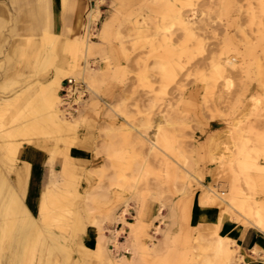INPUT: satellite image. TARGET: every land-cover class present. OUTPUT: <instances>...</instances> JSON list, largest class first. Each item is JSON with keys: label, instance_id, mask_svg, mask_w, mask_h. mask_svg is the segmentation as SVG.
Segmentation results:
<instances>
[{"label": "rangeland", "instance_id": "obj_1", "mask_svg": "<svg viewBox=\"0 0 264 264\" xmlns=\"http://www.w3.org/2000/svg\"><path fill=\"white\" fill-rule=\"evenodd\" d=\"M95 1L87 0L84 12L95 6ZM51 5L56 13V3L52 1ZM101 10V17L93 24L97 35L93 38L96 42L90 50L91 55H87L88 61L85 62L82 54L78 68L80 70L85 62L87 68L91 65L101 70L97 83L92 82L87 73L73 74L92 89L77 126L69 130L55 129L56 132L47 122H42L35 130L31 127L21 130L36 112L35 103L38 101L35 97L42 86L37 81L42 84L48 81L55 69L62 65L65 51L57 46L52 60L42 50L38 54L41 61L37 62L34 48L29 49L30 52L17 49L15 45L20 40L18 34L37 39L41 32L29 28V33L16 30L10 33L8 25L18 22L16 16L6 21V27H0V134L14 132L11 139L22 142L18 160L7 159L9 167L1 161V167L5 171L11 168L9 176L11 185L15 186V171L20 168V158L25 155L29 174L26 175L23 199L34 216H39V197L50 168L47 161L53 153L51 148L56 146L55 141L65 134L66 141L58 146L62 156L61 146L69 149L70 154L73 147H82L88 153L87 159H78L71 154L75 164L71 183L65 185L61 176L59 179L61 186L67 189L66 199L72 205L67 207L70 203L65 199L56 209L51 207L55 211L62 206L63 213H67L61 218L60 225H41L39 222L41 233L32 232L34 238L31 234L28 236L25 246L31 256L26 252L24 258L40 261V264H100L96 238L99 230L94 219L101 221L106 217L101 224L107 230L106 235L112 237L111 230L121 227L116 213L119 214L130 199L128 202L132 208L128 220L142 213L143 219L150 222L148 232L151 234L163 221L158 234L161 241L155 238L158 243L155 247L136 250L133 264H198L201 258L193 259L194 253H209L202 246L206 241L198 238V230L209 233L216 224L215 217L204 220L199 217L200 212L208 210L199 203L201 189L215 185L221 192L230 186L225 177L229 168L223 164L225 159L221 154L235 149L233 141L238 137L244 141L246 154L264 162V0H103ZM27 12L24 10L23 13ZM181 15L188 19L187 27L179 23ZM184 30L192 36L187 34L186 37ZM229 59L234 64L227 63ZM217 62L225 69L217 68ZM35 68H38L37 73ZM182 84L183 87H179ZM90 106L92 109L88 111ZM170 119H173L172 123ZM118 124L120 127L115 128ZM237 124L241 126V133H238ZM140 129L147 134L141 135ZM229 131L233 134L230 135ZM164 134L167 146L160 144L161 150L156 151L161 153L157 154L150 149L148 137L163 139ZM30 139L34 141L29 142ZM143 140L148 149L143 147ZM109 141L111 144L107 143ZM145 151L146 155H142ZM179 164L190 172L193 169L200 175L201 182L183 178L184 169ZM53 166L59 169V162L55 161ZM138 167L140 171L134 169ZM188 183L193 191H181ZM87 194L93 198L90 215L85 212ZM102 196L111 200L106 201ZM160 202L166 205L165 218L156 220ZM126 228L127 233L120 237L122 242L130 230L129 226ZM10 236V239H4L6 245L3 244L1 264L3 261L7 264L5 255L10 254L7 245L14 238L12 234ZM140 241L151 243L146 235ZM59 243L63 246H54ZM199 245L202 247L198 248ZM32 249H36L34 253ZM112 249L113 254L133 255L124 249L117 252L114 246ZM26 250L24 247V252Z\"/></svg>", "mask_w": 264, "mask_h": 264}, {"label": "bare ground", "instance_id": "obj_2", "mask_svg": "<svg viewBox=\"0 0 264 264\" xmlns=\"http://www.w3.org/2000/svg\"><path fill=\"white\" fill-rule=\"evenodd\" d=\"M7 1L8 0H0V27L2 24H3L2 27L5 26L6 21H9V18H10V20H12L13 16L17 17L18 22L14 23L10 26V27H15L14 29L11 30V32H15V30L18 31L17 27H19L20 25L22 27H24V24H23L24 19H22L24 16L22 15V13H23L22 10H23L24 6H26V4H27V5H29V8L27 11L30 12V13L27 12V18L30 20L29 26L33 27V29H36V30L38 28H41V34L42 35H41V37H39L37 39H35V37H22L24 35L18 34L19 35L18 37L20 40H18V42L15 45V47H17V49L26 50V51L31 52V50H29V49L34 48L33 53H35L34 55H36V57H37L35 59V61L37 60V62L41 61L38 57V54L42 50H45L46 55L49 57H51V56L53 57L55 48L57 46L58 47L60 46V48H62L63 51H65L64 55L62 57V61H63L62 65L58 66L55 69L53 74L48 78V81L43 83V84L40 82V80L37 81L42 86L40 87V90L36 94L37 98L35 97V99H37L36 101H38L35 103V104H37L36 105V112L34 113V115H33L34 117H32L31 121H29V123H27L26 126L23 125L21 127V130L24 131L30 127L35 130V129L40 127L42 122H47L48 125L51 126L50 128H54V130L55 129L69 130V129L76 127L77 123L79 122L80 117H82L81 115L83 114V109L86 106L85 102H87V101L85 100L82 104L75 107V110H76L75 113H70L69 115H67V113L63 112L61 109L60 89L62 87L63 80L68 76H74L73 74L78 75L79 73H82L83 75H85L87 73L88 76L91 78L92 82L96 81L95 83H97V81H98L97 80L98 79V73H99V70H101V68L91 66V65H89L90 67L88 66L89 68H87L88 63L86 64L85 62L88 61L87 55L88 54L91 55L90 50L92 48L93 43L96 42L93 38L96 37V35H97V28L93 27V24L101 17V14H102L101 13L102 12L101 3L103 2V0H97V2L95 1L96 2L95 6L86 10L87 13L81 12L77 17L75 26L68 25V23H67V17H68L67 11H69V9L72 7L71 0H59L60 7L62 8V19L65 23L64 31H62V33L59 32V34L55 33L54 31L51 30L52 27H55V24H56L55 13H54V11L52 9V5H51L53 0H10L14 4V7H15L14 10H16L13 12L10 11V9H9L10 7L7 5ZM84 14L87 16V18L84 16ZM56 17H58V16H56ZM178 20H179V23H182L183 25H185V27H187L189 25L188 19L186 20V18L185 19L182 18V15L178 17ZM19 21L22 24H20ZM191 28L189 27V29H191ZM186 30H188V28ZM185 33H186V31L183 32L184 35H185ZM187 34H189V33H186V37H187ZM191 36L192 35H190V37ZM60 37H62V38H60ZM59 41H61V42H59ZM95 46H96V44H95ZM26 47H28V49H26ZM12 49H14V48H12ZM9 53L10 52H8V54ZM82 54H84L83 56L85 57V62H84V64H82V66H81L82 68L80 70H78L79 65H80V58H81ZM52 57H51V59H52ZM221 63H223V62H221ZM227 63L234 64L233 60H231V59L227 60ZM155 65H156V63H155ZM156 66H158V65H156ZM217 68H224V65H219V63H218ZM35 69L36 70H34V71H35V73H37L38 68H35ZM19 70H21V69H19ZM5 71H3L2 73H5ZM74 77H76V76H74ZM83 78H84V76H83ZM84 79H86V78H84ZM92 82H91V84L93 85ZM88 83H89V80H88ZM181 86L183 87V84L180 85L179 87H181ZM93 87H95V86L93 85ZM91 89H92V86H91L90 90ZM179 91H181V90H179ZM95 92H97V91H95ZM97 93H94V94H96V96H97ZM3 96H4V94H3ZM6 99L10 100V99H8V97ZM179 101H180V99H179ZM122 104H123V102H122ZM82 105H83V107H82ZM105 108H107V107H105ZM111 108L114 109L113 107H111ZM91 109H92V106L89 107L88 111H91ZM104 111H105V109H104ZM119 111H121V110H119ZM4 114H5V112H4ZM108 114L111 115L112 113H108ZM168 117L169 116L167 115L166 120L169 119ZM160 119H162V118H160ZM163 119H165L164 116H163ZM161 121H164V120H161ZM171 121H173V119L172 120L170 119V122ZM137 124H139V123H137ZM161 124H162V122H161ZM43 126H45V125H43ZM107 126H105V127H107ZM151 126H153V125H151ZM46 127H47V125H46ZM119 127H120L119 124L115 126V128H119ZM132 127L133 126H131L130 128H132ZM156 127H157V123H156ZM163 127L161 129L165 130V129H163ZM236 127L238 128L237 129L238 133H239V131L241 133L240 124H237ZM102 128H104V127H102ZM165 128H166V126H165ZM169 128H171V127H169ZM7 130L8 129H6L5 131H7ZM154 130H155V128H154ZM41 131H42V129H41ZM119 131H120V129H119ZM123 131H125V130H122V132ZM103 132L105 133L104 130H103ZM103 132H101V133H103ZM112 132H113V130H112ZM229 132H231V131H229ZM11 133L14 134V132H11ZM11 133L7 131V132H5V134H2V135L0 134V136H1L0 138L2 139L0 142V264H1V257L3 256V250L5 248L4 245H6V244H4V242H6L4 239L8 237L7 235H9L8 238L10 239V237H11L10 234H12V237L14 236V238L10 241L9 245H7L8 246L7 248H9V250H10V254L5 255L7 257L6 263L7 264H40L39 259H37L39 261L37 263L36 260L30 259L28 261L27 258H24L25 257L24 253L27 252V254H28V250H26V246H27L26 243L28 242L27 238L32 232H34V234H35V232H38L39 234L41 233V230H40V224L41 223H43L44 225L59 224V222L61 221V218L64 217V215H66L67 212L63 213L62 206H60L61 209H58L55 211H53L52 208H55L58 205H60V203L68 197L67 196V189L64 186H61L59 176L62 177V180H64L63 183L65 185L71 183L70 181L72 179H70V177H72L75 174V172H74L75 164H74V160L70 154L69 149H64L63 146H61L62 151H63L62 152L63 156L58 155V151H59L58 146H60L61 143H64L66 141L65 134H63L62 138L55 141L56 146L51 148V151H53V153H51L49 155L48 161H47V162H49L50 168L48 169V171L46 173L47 176L45 177V180H44L43 190L41 192V196L39 197V203H38V214H39V216H34L31 212V210L29 209V207L27 206V204L25 203L24 199H23L24 194H25V188H26L25 184L27 181L26 175L28 176V174H29V163L24 160L25 155L23 158H20V160H21V163L19 166L20 168L15 171V176H14L15 177L14 180L16 181L15 186L11 185V180H10V176H9V172H10L11 168L9 171H7V169L5 171V169L1 167V161L3 163L5 162L4 165L6 164V167H9V166H7V159L12 160V161L18 160L20 145L22 144V142H20L21 140L16 141L14 139H11V136H13V138L15 136V135H12ZM52 133H55V132L52 131ZM129 133L131 134V132H129ZM140 133H141V135L145 136L147 134V131L141 130ZM159 133H160V131H159ZM110 134H111V132H110ZM133 134H134V131H133ZM232 134L233 133L231 132L230 135H232ZM165 135L166 134H164L163 139L162 138L159 139L158 137H160V136H158V135H157L158 136L157 138H155L153 136L154 138L150 139L148 137V139L150 140V149L153 152L156 150H159V151L161 150L160 144H162L163 146L164 145L167 146V138ZM108 137H109V135H108ZM115 137H117V136H115ZM25 138H27V137H25ZM137 138L139 139V137H137ZM133 139H135V138H133ZM113 140H114V138H113ZM140 140H142V139H140ZM32 141H34V140H31V139L29 140V142H32ZM130 141H131V139H130ZM110 142L111 141H109L107 143L111 144ZM137 142L139 143V141H137ZM143 142H144V140H143ZM145 143H146V141L144 142L143 147L148 149V147L145 145ZM233 143H234L235 149L231 150V152H229V153L225 151L224 153L221 154V157L225 159V162L223 164H226L229 168V172L225 174V177L230 182V186L228 185L229 189L227 191L223 190L220 192L215 185H207L205 187L203 186L204 188L201 189L202 191L200 193V197L198 198L199 203L203 206V208L212 209L214 211V217L216 219V224L212 226V230L209 233L208 232L204 233L203 231L198 230V238L206 241V242H204V245H202V246H204L205 249L209 250V253H207L205 255L194 253L193 259L197 260V258H201L200 261L198 262V264H235L236 259H238L239 261L243 260L244 256L240 253V246L237 245V243L235 241L236 239L234 240L233 238L226 236V235H223L219 232L220 224L225 218H232L236 221L243 223L244 225H248V226L250 225V226L258 227L259 229L264 230V162H259L257 157L254 155L246 154L245 153V147H244L245 144H243L244 141L240 140L238 137H237V139L235 138ZM104 144H106V143H104ZM132 145H134V144L132 143ZM136 146H139V145H136ZM140 146H141V144H140ZM148 146H149V144H148ZM217 146H218V144H217ZM161 148H163V147H161ZM226 148L228 149V147H226ZM140 150H142V149H140ZM227 151H229V150H227ZM158 152L156 151L157 154H158ZM159 153H161V152H159ZM139 154L141 155V153H139ZM147 154H148V151H147ZM153 154L155 155V153H153ZM142 155H146V151H145V154L142 153ZM222 155H224V156H222ZM182 156H183V154H182ZM214 156L215 155H213V158H214ZM216 156H218V155H216ZM163 157H166V156H163ZM144 158H145V156H144ZM182 158H184V157H182ZM133 159L134 158H132V160ZM55 161L59 162V169H56L55 166H53V163ZM135 161H136V163L140 162L137 160H135ZM135 161H134V163H135ZM188 161H186V163ZM112 163H114V161ZM142 163H144V161ZM139 164H141V162ZM187 164H189V162ZM4 165H3V167H4ZM56 165H57V163H56ZM115 165L117 166V164H115ZM132 165L134 166V164H132ZM139 167L134 168V169L138 170ZM179 167H182L184 169L185 166L183 167L180 165ZM132 168L133 167H131V169ZM138 171H140V170H138ZM177 172H179V171H177ZM130 175H133V174L131 173ZM182 176H183V178H186V179L192 178V180L194 179L198 183L201 182L200 175H198L197 173H194L193 169H192V172L184 169ZM176 178H177V175H176ZM112 180H114V179H112ZM190 182H192V181H190ZM189 184L190 183H188L186 185L183 184L184 186H183L181 191L186 192V193L192 192L193 190ZM101 187H99V188L101 189ZM105 188H106V186H105ZM106 191H108V190H106ZM33 193L35 195V192H33ZM129 198L132 199V196ZM85 199H86V200H84L85 205H86L85 206V212L87 213V215L88 214L90 215L91 214L90 210L92 209L91 206H92V199L93 198L87 194ZM102 199H104L106 201L111 200L108 196H106V197L102 196ZM159 199H161V198H158V200ZM128 200H130V199H127V202L125 203V207L122 208L121 212L119 214L116 213L117 216L115 215L116 219L121 223V227L111 230L113 232L112 237H108L106 235L107 230L101 224L103 222L102 219H106V217L105 218L102 217L101 221L96 219V218L94 219V222L98 224V230H99V235L97 234L98 237H96V238L98 240L97 241V253L99 254V257L101 259L100 264H113V263H125V262H127L129 264H133L135 262V259H136L135 258L136 250L138 251L139 249H143V250L144 249H151V248L155 247L158 244L155 242V238H157L159 241H161V237H158V234L160 233V230L162 229L161 226H162L163 221L161 220L160 224L155 226V231L152 234L149 233L148 232L149 226H151V225H149L150 222H146L143 219L142 213H140L138 216L135 215L134 216L135 218L133 220H131V221L128 220V214L131 213L130 208H132V206H131L132 204H130L128 202ZM61 205H62V203H61ZM71 205L72 204L70 203L69 206H67V207H70ZM49 207H50V209H49ZM165 209H166L165 203L160 202L159 208H158V210L156 209L157 211L155 213V219L156 220H160L161 217L165 218V214L163 213V211ZM71 210H72V208H71ZM69 212L71 213L70 209H69ZM113 214H114V212H113ZM70 215H72V214H70ZM153 217H154V215H153ZM39 222H40V224H39ZM127 226L130 227V230L128 231V235L125 236V241L121 242L120 237L123 234L127 233V228H126ZM61 227H63V225H61ZM261 230H259V231H261ZM32 235L33 234H31V236ZM145 235L149 236L151 243L147 244V243H143L140 241L142 236H145ZM34 236L37 237V235H34ZM31 238H34V237L32 236ZM42 238H41V240H42ZM9 239H7V240H9ZM26 240H27V242H26ZM32 240L33 239H31V241ZM38 241H40V239ZM38 241H36V242H38ZM42 241H44V240H42ZM32 242L34 243V240ZM25 244H26V246H25ZM38 244H40V243L38 242ZM36 246H37V244H36ZM41 246H42V244H41ZM54 246L55 247H61L63 245H62V243H59V244H55ZM54 246H52V250L54 249ZM112 246H114L116 248L117 252L121 249V247H124V250H127L129 253H131V255L132 254L133 255H132V257H128V255H126V254H117V253L113 254L112 253V251H113ZM24 247L26 250L25 252H24ZM33 247H34V245H33ZM201 247H200V245L198 246V248H201ZM28 248H31L30 245ZM39 248L41 249L40 246H39ZM34 250H36V249H34ZM34 250L32 251L33 253H34ZM255 250L257 251L256 248H255ZM39 251H37V252H39ZM27 254H26V256H27ZM29 254H30V251H29ZM29 254H28V256H31ZM39 254H40V252H39ZM8 256L9 257L11 256V257L8 259ZM40 256H41V254H40ZM33 257H36V256H33ZM47 259H49V255H48V258H46V260ZM3 262L5 264V261H3Z\"/></svg>", "mask_w": 264, "mask_h": 264}, {"label": "crops", "instance_id": "obj_3", "mask_svg": "<svg viewBox=\"0 0 264 264\" xmlns=\"http://www.w3.org/2000/svg\"><path fill=\"white\" fill-rule=\"evenodd\" d=\"M53 2H55L57 6L55 9L56 13L54 12L55 18H56L55 19L56 24H55V27H52V28H53V31L58 33V32L64 31L65 29V27L63 26L64 21L62 19V8L60 7L59 0H53ZM86 2L87 0H71L72 7L69 9V11H67L68 25L75 26L78 15L81 12H84L85 10ZM7 5L10 7L9 8L10 11L15 9L14 4L10 0L7 1ZM28 8H29V5L26 4L22 12H24V10L27 11ZM22 15L24 16L22 18L24 19V23H23L24 27H22L20 25L22 23H20L19 24L20 26L17 27L18 31L29 33V28H33V27L29 26L30 22H29V19L27 18V13L26 14L22 13ZM56 16H58L59 19ZM6 26H7V23H5V26L3 27H6ZM10 26L11 25H8V27ZM12 28L13 27H11V30ZM38 29L35 32H41V29L40 30ZM11 30H10V33H12ZM71 154L78 159L88 158L87 150L82 147H73L71 149ZM58 155L59 156L61 155L60 150L58 151ZM199 217L202 220H204L206 217L212 219L214 217V211L212 209L203 210L202 212H200ZM259 230L261 229H259L258 227L244 225L243 223L236 221L232 218H225L221 222L220 227H219V232L223 235L233 238L234 240L236 239L235 241L237 245L240 246V253L244 256L242 261L236 262L235 264H264V230H261V231ZM255 248L257 249V251L255 250ZM123 249L124 247H121V250Z\"/></svg>", "mask_w": 264, "mask_h": 264}, {"label": "built area", "instance_id": "obj_4", "mask_svg": "<svg viewBox=\"0 0 264 264\" xmlns=\"http://www.w3.org/2000/svg\"><path fill=\"white\" fill-rule=\"evenodd\" d=\"M88 84L74 76L66 77L60 89L61 109L69 115L75 113V107L82 104L89 96Z\"/></svg>", "mask_w": 264, "mask_h": 264}]
</instances>
